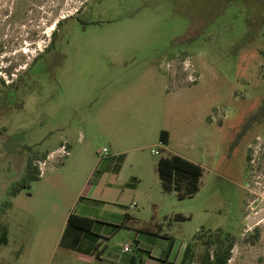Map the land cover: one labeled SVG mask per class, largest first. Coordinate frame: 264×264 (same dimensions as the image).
I'll list each match as a JSON object with an SVG mask.
<instances>
[{
  "label": "rangeland",
  "instance_id": "1",
  "mask_svg": "<svg viewBox=\"0 0 264 264\" xmlns=\"http://www.w3.org/2000/svg\"><path fill=\"white\" fill-rule=\"evenodd\" d=\"M61 2L68 19L56 49L15 72L17 89L0 90V226L9 231L0 264L76 252L63 239L66 216L88 202L115 225L100 251L135 264H181L202 229L241 237L229 264H264V219L259 240H244L254 229L247 155L264 153V118L244 132L264 102V0ZM65 141L70 154H54ZM169 151L203 167L193 196L163 190L158 160ZM33 154L42 176L10 194ZM203 251L195 244L192 264Z\"/></svg>",
  "mask_w": 264,
  "mask_h": 264
},
{
  "label": "trees",
  "instance_id": "2",
  "mask_svg": "<svg viewBox=\"0 0 264 264\" xmlns=\"http://www.w3.org/2000/svg\"><path fill=\"white\" fill-rule=\"evenodd\" d=\"M264 118V102L259 110L251 116L246 123L244 132H246L254 122L261 121ZM169 132L161 130L160 141L168 144ZM38 154L29 156L25 174L17 181L11 188L10 194L17 195L22 190L32 187L34 181H37L41 175V170L36 164ZM47 153L41 155V159H46ZM250 155H247V160ZM158 171L161 178L163 190L165 192H175L180 198L193 196L199 189L200 176L203 173V167L182 155L171 154L169 156H161L158 160ZM129 214H125V219L130 218ZM179 219H185L183 216H177ZM99 220L75 213H71L68 217V226L65 230L63 239H66L68 248L79 249L78 242L80 240V233L86 232L90 237H94L98 242L95 249L100 247L101 241L97 240L100 237L96 231L100 228ZM72 230L78 234L72 242L69 241ZM8 227L5 224L0 226V246L8 244ZM244 240L250 243H256L261 237V229L255 226L252 232H248ZM241 240V237L232 231H225L219 229L216 232H207L204 229L200 230L193 238V241L188 243L183 251L181 264H192L195 257V244L200 243L204 247L201 255V264H229L235 245ZM150 254V252H148ZM135 261V257L132 258ZM166 263L167 260H163Z\"/></svg>",
  "mask_w": 264,
  "mask_h": 264
},
{
  "label": "flooded vegetation",
  "instance_id": "3",
  "mask_svg": "<svg viewBox=\"0 0 264 264\" xmlns=\"http://www.w3.org/2000/svg\"><path fill=\"white\" fill-rule=\"evenodd\" d=\"M61 9V0H0V72L8 74V83L0 76L1 91L17 89L22 76L15 72L33 67L56 49L62 23L68 19Z\"/></svg>",
  "mask_w": 264,
  "mask_h": 264
},
{
  "label": "crops",
  "instance_id": "4",
  "mask_svg": "<svg viewBox=\"0 0 264 264\" xmlns=\"http://www.w3.org/2000/svg\"><path fill=\"white\" fill-rule=\"evenodd\" d=\"M162 130H166V129H162ZM167 131L169 132L168 144L164 145L162 142L161 143L164 146L169 147L171 144L172 138H171V132L169 130H167ZM169 153L170 154H179L176 152L172 153L171 151H169ZM179 155H181V154H179ZM87 199L92 200V198H87ZM89 203L90 202L85 203L82 207H79L74 211H70L67 214L66 221H65V230L68 226V217L71 213L89 216V217L95 218V219L99 220L100 222H102V223H100V228L96 231V233L99 234V236H100V237H97V240L101 241L104 238H107L108 235L115 232V229L113 228V226H115V225H113V223H111V222L103 221V220L98 219L97 217H94L93 215H91L92 213L90 212V206L88 205ZM124 217H125V215H124ZM109 227H112V228H109ZM77 235L78 234L75 232V230H72L69 241L72 242L73 239H75L77 237ZM80 235H81L80 240H79L78 245H77L79 247V249L76 252L60 253L57 260H56V254H53V256H52V258H50L48 264H135V261H133L132 258L130 259V258H125V257H120V255L117 252L110 251L109 249H104L103 251H100V247L98 249H95V246L98 245L99 241H96L93 236L90 237L88 233L81 232ZM126 243H130V242H126ZM131 247H132V245H131ZM122 249H123V247H122ZM150 255H151V253H150ZM166 260H167V262L169 261L168 259H166Z\"/></svg>",
  "mask_w": 264,
  "mask_h": 264
},
{
  "label": "built area",
  "instance_id": "5",
  "mask_svg": "<svg viewBox=\"0 0 264 264\" xmlns=\"http://www.w3.org/2000/svg\"><path fill=\"white\" fill-rule=\"evenodd\" d=\"M108 148H104L99 153L103 154L104 156L108 155ZM54 154H58V156H66L70 154V150L68 147L67 142L65 141L56 151L53 152ZM152 153L154 154H160L161 152L159 150L153 149ZM53 154V156H54ZM249 162L251 164V168L249 170V185H248V191L252 199H250V203L248 205V211H247V217L253 218L257 216L260 213L261 208L264 206V189L261 191V197L263 200L260 199L259 196H255V194H258V192L255 191V188L257 189L256 185H261L264 188V162L262 165V162L260 160L264 159V153L259 152L258 149H254L253 152L250 154ZM258 162V163H257ZM260 169V170H259ZM43 170L41 171L40 175L42 176ZM262 179V180H258ZM258 222L255 226L260 224ZM255 226H249L248 229H252ZM131 250V244L126 243L123 246L122 251L123 252H129Z\"/></svg>",
  "mask_w": 264,
  "mask_h": 264
},
{
  "label": "water",
  "instance_id": "6",
  "mask_svg": "<svg viewBox=\"0 0 264 264\" xmlns=\"http://www.w3.org/2000/svg\"><path fill=\"white\" fill-rule=\"evenodd\" d=\"M245 217L248 219V225L249 226H255L258 222H260L264 219V211L260 212L257 216H255L253 218H248L247 214Z\"/></svg>",
  "mask_w": 264,
  "mask_h": 264
}]
</instances>
